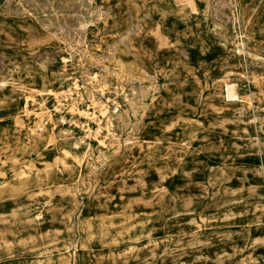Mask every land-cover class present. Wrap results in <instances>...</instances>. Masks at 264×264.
<instances>
[{"label": "rangeland", "instance_id": "rangeland-1", "mask_svg": "<svg viewBox=\"0 0 264 264\" xmlns=\"http://www.w3.org/2000/svg\"><path fill=\"white\" fill-rule=\"evenodd\" d=\"M44 257L264 264V0H0V262Z\"/></svg>", "mask_w": 264, "mask_h": 264}, {"label": "bare ground", "instance_id": "bare-ground-1", "mask_svg": "<svg viewBox=\"0 0 264 264\" xmlns=\"http://www.w3.org/2000/svg\"><path fill=\"white\" fill-rule=\"evenodd\" d=\"M227 93H229L228 95L229 96H231V97H233V96H236V91H235V89H233V87L231 86V87H228V92ZM102 106V105H101ZM105 107V106H104ZM154 144V143H153ZM151 150V149H150ZM155 150V149H154ZM149 151V150H148ZM220 166V165H219ZM226 170V169H225ZM211 180V179H210ZM223 180H225V179H223ZM225 182V181H224ZM223 186V185H222ZM227 187V186H226ZM209 188V187H208ZM211 190V189H210ZM222 191V190H221ZM235 191V190H234ZM213 192V191H212ZM188 197V196H187ZM222 208V207H221ZM209 211V210H208ZM247 215V214H246ZM40 217V216H39ZM236 217V216H235ZM200 218V217H199ZM196 221V220H195ZM201 221H202V218H201ZM117 222V221H116ZM197 224V223H196ZM260 225H262V224H260ZM213 228V227H212ZM228 228V227H227ZM238 228V227H237ZM90 229V228H89ZM213 231H215V230H213ZM237 231V230H236ZM249 231V230H248ZM257 231V230H256ZM149 232V231H148ZM216 232V231H215ZM217 232H219V231H217ZM104 233V232H103ZM151 233V232H150ZM148 235V234H147ZM201 235V234H200ZM243 235V234H242ZM150 236V235H149ZM235 236H236V234H235ZM245 236V235H244ZM148 237V236H147ZM211 237V236H210ZM255 237V236H254ZM258 237V236H257ZM117 238V237H116ZM232 238V237H231ZM113 239V238H112ZM136 239V238H135ZM143 239V238H142ZM141 239V240H142ZM150 239V238H149ZM203 239V238H202ZM211 239V238H210ZM114 240V239H113ZM112 240V241H113ZM125 240V239H124ZM231 240V239H230ZM229 240V241H230ZM257 240V239H256ZM153 241V240H152ZM215 241H217V240H215ZM131 242V241H130ZM138 242H140L139 241V238H137L135 241H134V243H130L131 245H130V247L131 246H135V245H137L138 244ZM146 242H148V240L146 241ZM145 242V243H146ZM151 242V241H150ZM192 242V241H191ZM206 242H207V240H206ZM234 242V241H233ZM111 243H113V242H111ZM189 243H190V241H189ZM188 243V244H189ZM193 243V242H192ZM128 244V243H127ZM215 244V243H214ZM263 244V243H262ZM76 248H88V249H90V250H93V247H95L94 245H91V243H89V242H87V241H84V240H79V241H77L76 242ZM113 245H114V243H113ZM112 245V246H113ZM252 245H253V243H252ZM261 245V244H260ZM122 246V245H121ZM198 246V245H197ZM216 246V245H215ZM235 246V245H234ZM148 247V246H147ZM207 247V246H206ZM166 248V247H165ZM231 248V247H230ZM234 248V247H233ZM232 248V249H233ZM212 249V248H211ZM234 249H236V248H234ZM245 249V248H244ZM253 249V248H252ZM251 249V250H252ZM257 249V248H256ZM134 250V249H133ZM132 250V251H133ZM224 250V249H223ZM132 251H130V252H132ZM165 251V250H164ZM254 251V250H253ZM252 251V252H253ZM256 251V250H255ZM200 252H201V250H200ZM136 253V252H135ZM147 253V252H146ZM162 253V252H161ZM222 253H224V252H222ZM221 253V254H222ZM240 253H241V251H240ZM243 253V252H242ZM145 254V253H144ZM226 254V253H225ZM234 254V253H233ZM134 255V254H133ZM141 255V254H140ZM151 255V254H150ZM220 255V254H219ZM230 255V254H229ZM232 255V254H231ZM253 255H255V254H253ZM45 256V255H44ZM104 256V255H103ZM130 256V255H129ZM133 257V256H132ZM141 257V256H140ZM227 257V256H226ZM245 257V256H244ZM45 258V257H44ZM147 258V257H146ZM149 258V257H148ZM155 258V257H154ZM228 258V257H227ZM231 258V257H230ZM242 259H243V257H241ZM1 259V258H0ZM4 259V258H3ZM41 259V258H40ZM143 259V258H142ZM221 259V258H220ZM207 260V259H206ZM211 260V259H210ZM222 260V259H221ZM248 260V259H247ZM2 261V260H1ZM45 261H46V258L45 259H43V263L42 264H45ZM138 261V260H137ZM140 261V260H139ZM31 262V261H30ZM37 262V261H36ZM40 262V261H39ZM135 262V261H134ZM238 262V261H237ZM245 262V261H244ZM100 264H103L102 262H99ZM216 263V262H215ZM0 264H1V262H0ZM38 264V263H37ZM125 264V263H124ZM141 264V263H140ZM196 264V263H195ZM253 264V263H252Z\"/></svg>", "mask_w": 264, "mask_h": 264}]
</instances>
